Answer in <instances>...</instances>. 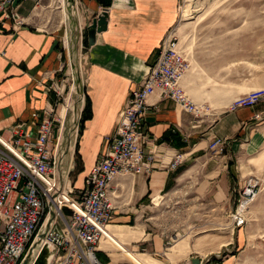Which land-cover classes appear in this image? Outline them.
I'll return each mask as SVG.
<instances>
[{"label":"crops","instance_id":"crops-1","mask_svg":"<svg viewBox=\"0 0 264 264\" xmlns=\"http://www.w3.org/2000/svg\"><path fill=\"white\" fill-rule=\"evenodd\" d=\"M49 1L53 0H18L13 7L23 25L13 30L10 22L0 24L3 137L16 124H31L33 114L47 107L55 109L59 94L54 88L61 82L69 56V71L71 63L74 66L70 34L73 19L72 27L63 23V36L59 30L38 29L33 22V12L38 6L46 7ZM103 1L76 0L79 29L86 31L84 89L78 130L73 147L67 146L64 157V168L69 173L74 163L78 168L73 185L75 198L89 171L105 153L108 138L114 136L130 93L139 88L148 67L158 58L163 39L178 23V0H108L107 7ZM103 10L108 14L106 29L89 45L87 29ZM70 74L73 76L72 71ZM181 85L194 102H212L215 106L207 116L195 117L182 112L171 100L157 95L149 98L146 149L154 153L153 170L149 175L117 176L113 180L112 220L107 226L111 240L101 239L96 246L100 264H193V260L199 264H236L238 238L223 243L217 233L192 236L190 232L227 229L222 218L232 211L226 203L238 185L235 164L239 148L255 150L264 141V105L228 112L237 94L216 96L207 92L197 70L189 69ZM64 111L65 107L62 118ZM215 139L224 142L221 152L209 149ZM177 156L181 161L172 168ZM187 195L210 200L201 213L209 209L216 217L211 222L204 219L185 223L186 229L179 233L156 228L151 221L154 203L165 198L182 200ZM181 209L174 214L181 213ZM191 210L187 209L189 213ZM56 227L61 229L63 225L58 221Z\"/></svg>","mask_w":264,"mask_h":264},{"label":"built area","instance_id":"built-area-1","mask_svg":"<svg viewBox=\"0 0 264 264\" xmlns=\"http://www.w3.org/2000/svg\"><path fill=\"white\" fill-rule=\"evenodd\" d=\"M15 1L0 0V24L10 22L13 30L24 23L13 7ZM188 69L177 32L172 29L141 85L130 93L115 134L108 138L105 153L86 176L78 198L68 181V169L61 166L66 149L61 142L62 123L53 107L33 114L31 124H16L8 130L7 137L0 135V264H22L50 216L52 220L42 240V248L50 253L47 264H100L96 246L101 239L111 240L107 226L112 220L113 180L117 176L149 175L153 170L155 156L146 149L149 98L157 95L171 100L182 112L207 116L208 108L195 103L182 88ZM262 99L263 90L251 92L235 99L230 111L251 108ZM223 147L224 142L215 139L209 149L221 152ZM180 161V156L175 157L171 167ZM254 187L249 183L243 189L242 205L255 195ZM63 209L70 212L68 219ZM238 217L236 210L233 218L237 226L241 223ZM59 218L64 222L61 229L56 227Z\"/></svg>","mask_w":264,"mask_h":264},{"label":"rangeland","instance_id":"rangeland-1","mask_svg":"<svg viewBox=\"0 0 264 264\" xmlns=\"http://www.w3.org/2000/svg\"><path fill=\"white\" fill-rule=\"evenodd\" d=\"M63 1L65 4L60 0H53L52 3L49 1L46 7L38 6L32 14V19L38 29L59 30L62 36L66 30L63 23L72 27L73 19V27L70 28L73 43L71 54L78 74L75 73L76 80L70 74L69 56V60L67 58L64 63L61 82L57 88L59 96L55 108L58 116L63 111L65 99L70 98V107L75 113L72 114V119L76 123L67 124L63 131L61 142L66 149L68 143L71 144L75 140L79 108L83 102L86 31L79 29L78 18L72 15L71 0ZM74 8L77 15L76 0ZM62 16H66V22L62 21ZM175 30L189 69L198 71L207 92L216 96L235 93L237 99L257 90L264 91V0H178V23ZM231 103L227 107L228 112L240 110L230 111ZM258 103L264 105V99L254 106ZM198 104L208 108L207 114L215 106L212 102ZM61 118L62 114L60 120ZM255 118L260 120L259 116ZM65 162L63 159L62 168ZM235 166L238 185L236 192L226 203L232 211L222 218L224 226L228 225L227 229L219 232L192 230L190 234L196 236L217 233L223 237V243L231 238H238L239 255L236 264H264V141L255 150L240 147ZM77 175L78 168L74 163L68 176L72 186ZM249 183L255 186V195L242 205L241 193ZM194 189L196 188H191ZM209 201L188 198V195L182 200L165 198L154 203L151 221L156 228L167 233L183 231L187 227L185 223L188 222L197 223L204 219L211 222L216 216L211 215L209 209L206 214L201 213L204 212L205 204L209 205ZM180 207L181 213L174 214ZM188 208L192 209L190 213ZM236 210L238 219L241 220L238 226L233 218ZM199 211L201 215L198 214ZM62 214L67 217L69 211L63 209ZM59 225L64 226L60 218Z\"/></svg>","mask_w":264,"mask_h":264},{"label":"water","instance_id":"water-1","mask_svg":"<svg viewBox=\"0 0 264 264\" xmlns=\"http://www.w3.org/2000/svg\"><path fill=\"white\" fill-rule=\"evenodd\" d=\"M17 2H18V0L15 1L14 5ZM107 19H108L107 11L103 10L95 19L92 20L91 25L87 29V40H88L89 45H92L94 43V39H95V35L96 34H99V33L103 32V31H105L106 25H107ZM48 219L51 222L52 216H50ZM50 222L49 223L45 222L46 226L44 228V232L42 234H40V231H41L40 230L39 233L37 234V238H38V236H40L43 239L44 234L48 230ZM49 256H50V253L48 251H46V249L43 248L41 254L37 257V259L35 260L34 264H47ZM192 263L193 264H199V261L198 260H193ZM22 264H27V258L22 262Z\"/></svg>","mask_w":264,"mask_h":264},{"label":"bare ground","instance_id":"bare-ground-1","mask_svg":"<svg viewBox=\"0 0 264 264\" xmlns=\"http://www.w3.org/2000/svg\"><path fill=\"white\" fill-rule=\"evenodd\" d=\"M71 2V7H72V15L73 16H76V12H75V8H74V3H75V0H71L70 1ZM63 3H64V1H63ZM65 4V3H64ZM70 7V8H71ZM67 8V7H66ZM69 8V7H68ZM65 10V9H64ZM69 13V12H68ZM66 14V13H65ZM70 18V17H69ZM67 42V41H66ZM71 57V56H70ZM70 69H71V71H72V73H73V77H74V79L76 80V76H75V73H77V69L72 65V63H71V66H70ZM78 74V73H77ZM78 77V76H77ZM74 80V81H75ZM74 88V87H73ZM79 88V87H78ZM72 91H73V89H72ZM70 95H72V92H71V94ZM74 97V96H73ZM70 98H67L66 99V101H65V105H64V107H65V111H64V115H63V118H62V120H60L61 121V123H62V130L64 131L65 130V128L67 127L66 125L67 124H71V125H74V123H76L73 119H72V114L74 113L73 112V110L71 109V107H70ZM75 103V102H74ZM78 111V110H77ZM75 114V113H74ZM60 115H61V113L59 114V118H60ZM77 116V115H76ZM75 127V126H74ZM50 222V220L48 219L47 221H46V223H49ZM46 223L43 225V227L41 228V231H40V234H42L43 232H44V228H45V226H46ZM43 239L40 237V236H38V238L36 239V241H35V243H34V245L32 246V250H30V252H29V255H28V257H27V264H31V262L35 259V258H37L40 254H41V252H42V249L44 248H42V244H43V241H42ZM48 258H50V256L48 257Z\"/></svg>","mask_w":264,"mask_h":264},{"label":"trees","instance_id":"trees-1","mask_svg":"<svg viewBox=\"0 0 264 264\" xmlns=\"http://www.w3.org/2000/svg\"><path fill=\"white\" fill-rule=\"evenodd\" d=\"M100 1H103V0H100ZM108 2H109L108 0H107V1H103L104 5H105L106 7L109 5Z\"/></svg>","mask_w":264,"mask_h":264}]
</instances>
